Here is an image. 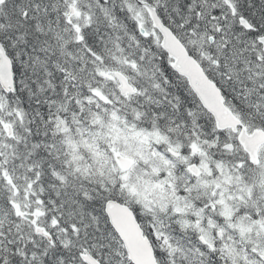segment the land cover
Returning a JSON list of instances; mask_svg holds the SVG:
<instances>
[{"label":"snow or ice","instance_id":"1","mask_svg":"<svg viewBox=\"0 0 264 264\" xmlns=\"http://www.w3.org/2000/svg\"><path fill=\"white\" fill-rule=\"evenodd\" d=\"M0 264H264V0H0Z\"/></svg>","mask_w":264,"mask_h":264}]
</instances>
